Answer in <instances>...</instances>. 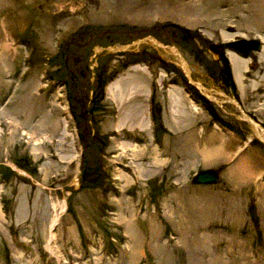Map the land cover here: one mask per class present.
<instances>
[{
    "label": "rangeland",
    "instance_id": "374dc122",
    "mask_svg": "<svg viewBox=\"0 0 264 264\" xmlns=\"http://www.w3.org/2000/svg\"><path fill=\"white\" fill-rule=\"evenodd\" d=\"M263 136L264 0H0V264H264Z\"/></svg>",
    "mask_w": 264,
    "mask_h": 264
},
{
    "label": "water",
    "instance_id": "95a60500",
    "mask_svg": "<svg viewBox=\"0 0 264 264\" xmlns=\"http://www.w3.org/2000/svg\"><path fill=\"white\" fill-rule=\"evenodd\" d=\"M225 46L233 51L248 53L259 50L262 46V40L239 38L226 42ZM208 47L214 52L218 51V46L215 44H210ZM193 180L197 184H215L220 181V174L216 169H201L195 173Z\"/></svg>",
    "mask_w": 264,
    "mask_h": 264
},
{
    "label": "bare ground",
    "instance_id": "6f19581e",
    "mask_svg": "<svg viewBox=\"0 0 264 264\" xmlns=\"http://www.w3.org/2000/svg\"><path fill=\"white\" fill-rule=\"evenodd\" d=\"M230 61H231V63H232V65H234L233 67H234V74H235V76H236V79H238L239 81H241L242 82V78H241V71H242V69H243V67L245 68V61L240 57V56H238L235 52H231L230 53ZM182 61H184V60H182ZM185 63V62H184ZM185 65V64H184ZM243 76V75H242ZM244 78V77H243ZM118 86H119V80H117L116 82H115V84H113L111 87H110V91L112 92V90H114L116 87L118 88ZM199 87V86H198ZM201 88V87H200ZM203 88V87H202ZM204 90V89H203ZM115 92V91H114ZM113 94V93H112ZM250 122L251 123H253L251 120H250ZM254 125H255V130H256V132H257V134L259 135V136H261V133H260V131H259V129L257 128L258 126H257V124H255V123H253ZM262 137V136H261ZM264 137V136H263ZM262 139H264V138H262ZM216 152H218L219 153V149H215V150H213V151H208L207 152V157H206V159H207V162H209L211 159H212V157H215L217 154H216ZM221 156V155H220ZM56 221V220H55ZM55 221H54V223H55ZM127 227H128V229H127ZM127 230H128V232H127ZM133 230V223L131 222V221H129L128 222V224L126 225V232L129 234V231H132ZM134 231V230H133ZM202 231H204V230H202ZM131 234V233H130ZM131 235H135L134 233L133 234H131ZM205 236V235H204ZM135 237V236H134ZM203 237V236H202ZM160 239H161V235H160V233H158V231H157V233H156V235L154 236V241H157V242H159L160 241Z\"/></svg>",
    "mask_w": 264,
    "mask_h": 264
},
{
    "label": "flooded vegetation",
    "instance_id": "af4514ba",
    "mask_svg": "<svg viewBox=\"0 0 264 264\" xmlns=\"http://www.w3.org/2000/svg\"><path fill=\"white\" fill-rule=\"evenodd\" d=\"M149 113H152V107H149Z\"/></svg>",
    "mask_w": 264,
    "mask_h": 264
}]
</instances>
